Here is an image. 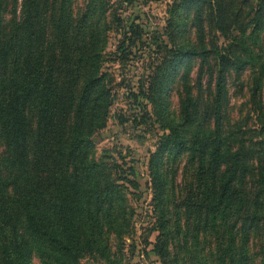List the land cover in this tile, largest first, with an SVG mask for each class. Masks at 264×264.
Masks as SVG:
<instances>
[{
  "label": "trees",
  "instance_id": "16d2710c",
  "mask_svg": "<svg viewBox=\"0 0 264 264\" xmlns=\"http://www.w3.org/2000/svg\"><path fill=\"white\" fill-rule=\"evenodd\" d=\"M119 5L0 0V264H78L85 255L121 264L132 232L128 187L140 185L92 155L111 101L99 70L107 32L118 36L109 53L118 60L142 35L122 25ZM162 34L169 45L159 39L128 91L138 98L133 119L152 116L162 129L146 180L155 233L143 240L164 264H264V0H173ZM194 58L196 81L184 83L176 117L170 89ZM236 83L245 97L231 113L227 86ZM182 156L187 179L173 185L169 162Z\"/></svg>",
  "mask_w": 264,
  "mask_h": 264
},
{
  "label": "rangeland",
  "instance_id": "374dc122",
  "mask_svg": "<svg viewBox=\"0 0 264 264\" xmlns=\"http://www.w3.org/2000/svg\"><path fill=\"white\" fill-rule=\"evenodd\" d=\"M173 0H115V4L119 5L118 11L120 12L122 25L133 23L140 27L142 35L140 41L135 39L130 46V53L127 54V59L118 60L110 58V52L116 48L117 34L109 30L107 32L106 45L104 52L102 53L101 62L99 64V70L106 72L105 78L107 80V86L110 87V105L108 107L105 122L96 133H94L93 143V157L98 161L103 160L105 163L111 164L116 161L121 164L123 174L127 177H135L139 182L138 188L134 189L128 187L130 190L127 193L128 201L133 207V215L130 220V232L131 234L123 237L124 245L122 247V253L120 254L121 264H164L158 259L157 255L151 252L149 249L151 245L145 243L143 236H147V239L152 240L154 231L147 233L148 228L152 225L153 218L155 216L152 210V204L149 201L150 191L146 187V180L148 179V163L150 153L155 150L162 132L158 124L154 123V119L151 117L145 118L142 122H136L133 116L138 117L136 104V96L132 93L129 95V90H135L137 82L148 71L147 63L150 57L154 55V49L159 39H163V42L167 45V37L161 33L164 30L166 19L169 16L170 10H172ZM230 1V0H229ZM76 7L81 9L83 0H74ZM183 9L178 7V11ZM193 7L188 8L186 18L181 20L179 38L181 33L184 35L188 33L190 29V22L192 18ZM109 17V14L107 15ZM209 39L210 33L205 31ZM116 34V35H115ZM154 35L155 39L152 40L151 36ZM219 40L221 38L219 37ZM198 58H194L188 61L190 67L187 69L184 79H177L174 87L170 89V107L176 112L178 108V100L182 98L184 83H192L196 81V70L198 66ZM179 64V67L182 65ZM183 65L181 66V69ZM200 82L204 88V95L210 89L206 85H210L207 81V75L205 69L199 75ZM234 82V80H233ZM196 89V85L193 84V90ZM264 90V89H263ZM203 95V94H202ZM227 97H229V104L232 106L231 113H234V105L243 100L245 97L244 88L242 84L236 83V85L230 84L227 86ZM138 99V98H136ZM228 110V107H227ZM226 110V111H227ZM178 113L176 117H178ZM170 169L175 168L176 174H174V182L179 185L183 184L185 174H183V165L186 162L184 156L170 160ZM133 192V193H131ZM181 208V207H180ZM182 210V208H181ZM181 210H179L181 212ZM183 215V213L181 212ZM191 214H188V216ZM172 216V215H171ZM171 223V220H170ZM183 226H186L184 219L181 221ZM203 243L205 244L208 237L201 232ZM176 239H181V234L176 236ZM109 242L111 243L112 250L115 249L116 241L110 236ZM189 244V243H187ZM198 246H202L199 237ZM176 249L171 247L169 249L168 256L174 254ZM178 257L187 255L184 245L177 248ZM189 256V253H188ZM114 257V256H113ZM255 262L256 258H252ZM172 262V261H171ZM173 263V262H172ZM32 264H39L36 258L32 259ZM78 264H108L103 258L98 256L85 255L80 258ZM174 264V263H173Z\"/></svg>",
  "mask_w": 264,
  "mask_h": 264
}]
</instances>
